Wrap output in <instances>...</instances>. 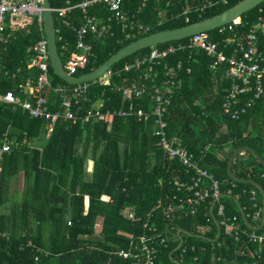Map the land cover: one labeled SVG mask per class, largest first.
I'll return each instance as SVG.
<instances>
[{"label":"trees","instance_id":"obj_1","mask_svg":"<svg viewBox=\"0 0 264 264\" xmlns=\"http://www.w3.org/2000/svg\"><path fill=\"white\" fill-rule=\"evenodd\" d=\"M48 1L51 8H59L65 2L75 4L82 0ZM200 1L146 0V5L141 7V0H123L122 11L134 15L136 22L149 26V32L136 33L125 39L114 26L115 38L122 39V43L118 44L110 38L91 41L96 58L76 76L96 69L135 40L213 17L242 0H231L224 7L216 6L201 13L191 12L187 22L185 16L169 19L171 15L183 12L187 4ZM262 5L264 3L259 7ZM259 7L250 10L241 19L252 23L258 17ZM158 11L166 12L160 26L157 25ZM104 15L102 9L98 16L103 18ZM5 27L8 32L19 36L2 58L10 69L21 65L26 73L25 65L30 56L25 51L39 39L35 21L26 16H7ZM26 30L28 35H23ZM62 35L72 44L71 32L64 29ZM163 46L165 44L156 48ZM262 46L260 39L259 48ZM58 47L59 53V43ZM148 51H139L114 64L112 69ZM193 57L189 64L191 73H180L182 88L173 95L165 116L167 135L192 153L195 161H199V152L204 150L205 157L199 161L200 165L220 182L222 193L230 191L231 196L238 198L245 215H248L251 191L256 192L257 203L262 207L259 191L254 186L231 181L226 175V167L229 156L239 147H250L264 156V92L246 114L238 120H231L221 111L227 82L220 76L211 77L206 69L208 60L202 52ZM174 59L172 57V63L176 61ZM36 74L33 71L31 75ZM49 75L53 84H65L50 67ZM121 77L114 78L113 82L125 83L127 75ZM9 87V82L3 81L0 93ZM49 94L50 111H61L55 105L59 99ZM91 94L103 101L104 110L126 109L128 106L118 95L99 86H94ZM133 105L136 109L149 110L146 99L134 101ZM44 125V120L29 118L19 109L12 111L10 106L0 103V139L6 134L18 144L11 152L0 154V209L6 211L0 212V264H124L116 252L128 248L129 236L135 239L145 232L142 228L145 215L156 202L160 201L165 206L174 199L190 195L187 191L189 178L184 168L177 161L168 160L161 152L153 136L152 121L115 117L108 127L105 123L83 124L79 120L71 122L60 118L42 147L32 145L36 140L45 138ZM227 145L229 152L221 156ZM88 164H91L89 171ZM232 173L239 178L253 180L264 189V166L256 165L250 154L236 156ZM13 179H20L23 185L16 192V197L10 196ZM179 184L184 187L178 189ZM221 202L226 215L235 216L244 226L234 201L225 197ZM210 204L211 201H206L195 215H183L174 220L173 234L176 228L193 234L197 227L210 229L205 234L208 240L183 236L185 243L186 239L197 247L195 252L184 256V263L219 264L217 257H220L221 264L250 263L248 254H239L237 244L224 236L222 230L215 242L209 241L216 236V226L209 214ZM130 207L134 208L133 220L124 216L125 210ZM153 217L157 229L163 231L168 221L165 213L158 209ZM248 221L251 223L249 217ZM256 224L259 225L260 221ZM262 231L264 226L257 233ZM176 245L177 241H174L167 249H160L157 264H174L170 253ZM249 249L254 247L249 246ZM172 256L178 259V252Z\"/></svg>","mask_w":264,"mask_h":264},{"label":"built area","instance_id":"obj_2","mask_svg":"<svg viewBox=\"0 0 264 264\" xmlns=\"http://www.w3.org/2000/svg\"><path fill=\"white\" fill-rule=\"evenodd\" d=\"M229 1L231 0H201L196 4H187L183 12L171 15L169 19L185 16L187 22L191 12L201 13L216 6L224 7ZM122 4L123 0H83L76 4L66 2L62 7L50 9L55 23V40L60 44L66 62L64 70L68 75L78 77L76 74L84 71L90 61H94L96 56L92 52L91 41L110 38L115 39L118 44L122 43V39L115 38L114 26L125 39L133 37L136 33L149 32V26L136 22L134 15H127L122 11ZM144 5L146 0H141L140 6ZM97 6L104 7L108 13L103 19L98 14L88 12L90 8ZM165 13L157 12L161 23ZM257 13L258 17L252 23L244 22L240 16L213 31L166 43L162 48L152 47L145 55L135 57L116 69L111 67L93 81L70 85L53 84L50 79L41 0H0V47L10 42L5 29L7 16L33 18L40 34L35 44L25 51L26 55L30 56L25 65L26 73L21 65L10 69L1 56L0 84L8 81L11 87L0 93L1 104L10 106L12 111L19 109L21 114L29 118L44 120L47 135L53 132L60 118L71 122L79 120L83 123L104 122L109 125L115 117H134L139 122L151 120L153 136L157 139L161 152L168 160L177 161L189 178L187 191L190 195L174 199L165 206L157 201L145 215L142 225L145 232L135 239L134 236H129L128 248L116 252V256L123 260L124 264H157L156 246L167 247L176 217L179 218L183 214L195 215L206 201L215 202L214 215L220 234L222 230L224 236L230 237L237 244L239 254H248L252 260L250 264H264V233L249 230L242 226L235 216L226 215L222 198H219L223 194L220 182L199 163L205 157L204 150L199 152V161H195L192 153L168 137V125L165 120L173 95L182 88V80L178 78V74L191 73L189 64L192 63L196 52H202L207 58L206 69L211 77L220 76L227 82L221 111L229 119H240L249 107L261 98L264 92V5L258 8ZM63 27L72 33L73 45L62 37ZM212 33L221 38L220 43L212 38ZM260 39L263 44L261 48ZM177 54H182L183 59L169 63L170 58ZM33 71L37 72L34 76L31 75ZM122 75L132 76V80L126 84L113 82L114 78L121 79ZM94 86L107 88L108 91L119 95L128 105L127 108L104 110L103 101L91 94ZM49 93L60 99L58 107L61 111H50ZM141 99L147 100L149 110L134 108L133 102ZM13 147H18L16 141L4 134L0 139V154L11 152ZM183 187L182 184L178 185V189ZM249 194L251 209L245 217H249L255 227L262 216V207L257 203L256 192L251 191ZM133 209L130 207L124 212V216L129 220L135 217ZM158 209L165 213L168 220L163 231L158 230L152 221L153 213ZM207 228L209 227L204 229ZM249 246L254 249H249ZM196 249L195 246H184L182 243L178 249L180 259L176 264H185L184 256L188 252H195ZM216 262L221 264L220 257L216 258Z\"/></svg>","mask_w":264,"mask_h":264},{"label":"water","instance_id":"obj_3","mask_svg":"<svg viewBox=\"0 0 264 264\" xmlns=\"http://www.w3.org/2000/svg\"><path fill=\"white\" fill-rule=\"evenodd\" d=\"M262 2H264V0H242L235 6L213 17H210V18H207V19H204V20L192 23V24H188L183 27L163 30V31L155 32L150 35L144 36L138 40H135L129 43L123 48H121L117 53H115L107 61H105L103 64H101L96 69L92 70L91 72L81 75L80 77H73L66 73V71L63 68V65L61 64V61L58 55L57 44L55 40V25H54L55 23H54L53 15L50 11L51 6L49 4V1L41 0V4L43 8V19H42L43 20V31L45 35L46 44H47L49 66L53 74L67 84L73 85V84L93 81L101 77L103 74H105L114 64L118 63L121 60L126 59L127 57L134 55L135 53L139 51L146 50L148 48H151V47H154L160 44L181 41V40L187 39L188 37L194 34L213 31L216 28L229 23L233 19H236L244 15L245 13L257 7ZM263 98H264V95H263ZM262 133H263V138H264V99H263V113H262ZM243 153L250 154L255 159L256 165L264 166V156L262 157L254 149L250 147H239L232 152V154L230 155L227 161L226 174L230 180L234 182L254 186L259 191V194L261 196V201H262L261 224L257 227L250 226L247 218L245 217V213L241 207V204L235 197L229 194H222L220 195L219 198L227 197V198L232 199L241 215L243 225L249 230L259 231L264 226V189L259 184H257L255 181L244 179V178H239L232 173V165H233L234 159L236 158L237 155L243 154ZM214 204L215 202L213 201L209 207L210 217L213 220L216 226V229H217L216 237L213 240H209L212 242H215L220 236V228H219L217 219L213 212ZM180 234H185L190 237L208 240L207 238H204L198 235H193L189 232L179 229L177 231L179 243L177 247L174 249V251H177L182 244V239H181ZM172 261L175 263L173 259Z\"/></svg>","mask_w":264,"mask_h":264},{"label":"crops","instance_id":"obj_4","mask_svg":"<svg viewBox=\"0 0 264 264\" xmlns=\"http://www.w3.org/2000/svg\"><path fill=\"white\" fill-rule=\"evenodd\" d=\"M83 1V0H82ZM81 2V1H80ZM66 3V2H65ZM79 3V2H78ZM76 4V3H75ZM104 9V11H105V15H104V17H106L107 15H108V13L106 12V10H105V8L104 7H102V6H97L96 8H90L89 10H88V12L89 13H91V14H94V15H97L99 12H101L102 11V9ZM256 8V7H255ZM246 14V13H245ZM244 14V15H245ZM244 15H242L241 16V18L244 16ZM76 17H77V14L75 13L74 14V18L76 19ZM103 17V18H104ZM103 18H101V19H103ZM165 19H167V18H165ZM242 20H244V19H242ZM245 22V21H244ZM161 24H163V22L161 23V21H160V19L158 18V21H157V25H161ZM5 29H6V27H5ZM64 29H66V30H68V28H65V27H63L62 28V30H61V35H62V32H63V30ZM69 31V30H68ZM6 35H8L9 36V38H10V42H9V44L8 45H6V46H1L0 47V55L3 57L4 55H6L7 54V52H8V49L12 46V43H15V41L18 39V36H19V34H17V33H14V32H8L7 31V29H6ZM23 35H28V30H26L25 31V33H23ZM212 38L215 40L216 39V41L218 42V43H220V41H221V38L219 37V36H217V35H215L214 33H212ZM62 37L65 39V40H67L63 35H62ZM39 38H40V34H39ZM68 41V40H67ZM35 44V43H34ZM34 44H32V45H34ZM57 44V51H58V43H56ZM32 45H30V46H32ZM73 45V44H72ZM29 47V46H28ZM154 47H156V46H154ZM152 48V47H151ZM149 50H150V48H148ZM60 52H61V50H60ZM62 53V52H61ZM59 54V53H58ZM146 54V53H145ZM145 54H143V55H145ZM195 54H199V52H196ZM64 56V55H63ZM140 56H142V55H140ZM136 57H138V56H136ZM181 57H182V55L181 54H179V55H175V57L173 56V58H176V59H174V60H181ZM135 58V57H134ZM171 59H172V57L170 58V60H169V63H170V61H171ZM193 59H194V57H193ZM132 60V59H131ZM61 61V60H60ZM175 62V61H174ZM172 63V62H171ZM209 73V72H208ZM32 74V73H31ZM178 78L179 79H181L180 78V73L178 74ZM130 80H132V76H128L127 78H126V82H125V84L128 82V81H130ZM182 80V79H181ZM122 83V82H121ZM122 84H124V83H122ZM9 88H11V87H9ZM104 90H107V88H104ZM108 91V90H107ZM110 92V91H109ZM112 93V92H111ZM115 94V93H114ZM117 95V94H116ZM119 96V95H118ZM120 97V96H119ZM121 98V97H120ZM59 101H60V99L57 101V104H56V106L58 107V103H59ZM148 121V120H147ZM149 121H151V120H149ZM83 123V122H82ZM90 123H96V122H90ZM90 123H83V124H90ZM97 123H104V122H97ZM108 127H110L111 126V124L109 125V124H107V123H105ZM153 125V124H152ZM253 129V128H252ZM48 138V135L46 134V132H45V138H44V140L46 141V139ZM176 142V141H175ZM176 143H178V142H176ZM32 145H34V146H37V147H39L38 145H36V144H32ZM229 152V146L227 145V146H225L224 147V149H223V151H222V153H221V156H225L227 153ZM232 154V153H231ZM243 154H245V153H243ZM243 154H239V155H243ZM230 157V156H229ZM204 159V158H203ZM203 159H201V160H203ZM200 160V161H201ZM235 160V159H234ZM233 164H234V162H233ZM233 166V165H232ZM1 170V169H0ZM227 175V174H226ZM228 177V176H227ZM232 181V180H231ZM234 182V181H233ZM238 183V182H237ZM232 188V185L230 186V189ZM229 192V193H228ZM227 193H223V194H229L230 195V191H228ZM233 196V195H232ZM233 197H235L237 200H238V198L236 197V196H233ZM210 207V206H209ZM242 209H243V207H242ZM243 211H244V209H243ZM183 215H185V216H193V215H187V214H183ZM248 220V219H247ZM261 220H262V216H261V219H260V224H261ZM249 222V221H248ZM249 224H250V226L251 227H253L254 226V224L255 223H250L249 222ZM259 224V225H260ZM258 224L255 226V227H257V226H259ZM99 226H100V222H99ZM202 228V230H204V231H206L207 229V232H209L210 231V229L209 228H207V229H204L203 227H201ZM174 229H175V227H174ZM173 229V230H174ZM179 229H181V228H176V231H175V233L173 234V231L171 232V240L168 242V245H167V247H161V246H156L157 247V251H158V253H159V250L160 249H167L168 247H169V243H172V242H174V241H177V245H178V243H179V238H178V235H177V231L179 230ZM197 229H198V227L196 228V233H191V234H193V235H198V236H201V237H204V238H206L205 237V235H203V234H201V233H199L198 231H197ZM183 230V229H182ZM185 231V230H184ZM186 232H188V231H186ZM257 232V231H256ZM190 233V232H189ZM216 234H217V229H216ZM185 234H180V236H181V239H182V243H183V245H187V246H195L196 247V244H194V243H188L187 242V240L185 239V241H186V243L184 242V236ZM186 237H189V238H194V237H190V236H187V235H185ZM216 237V236H215ZM195 239H200V238H195ZM201 240V239H200ZM213 240V239H212ZM212 242V241H211ZM177 245H176V247H177ZM182 245V244H181ZM175 247V248H176ZM174 248V249H175ZM197 248V247H196ZM175 252H178V259H173V256H172V254L173 253H175ZM170 257L175 261V263L174 264H176V261H178L179 259H180V257H179V250H177V251H174L173 250V252H171L170 253ZM159 261V260H158ZM252 261V260H251ZM251 261H250V263H251ZM250 263H248V264H250Z\"/></svg>","mask_w":264,"mask_h":264},{"label":"rangeland","instance_id":"obj_5","mask_svg":"<svg viewBox=\"0 0 264 264\" xmlns=\"http://www.w3.org/2000/svg\"><path fill=\"white\" fill-rule=\"evenodd\" d=\"M17 20L19 21V18ZM58 55H59V58L61 60V64L63 65V68L66 69V62H65V58H64L63 54L61 52H59ZM45 142L46 141L44 139H40V140H36L34 142V144L38 145L39 147H42V145H44ZM90 169H91V164H88L87 171H89ZM22 186H23L22 181L20 179L19 180L13 179L10 183V188H11L10 196L16 197L18 195L16 192L21 190ZM0 212H6V211H5V209H0ZM197 231L203 235L208 233L207 230L204 231V230H202L201 227H198ZM262 233H264V232L262 231Z\"/></svg>","mask_w":264,"mask_h":264}]
</instances>
